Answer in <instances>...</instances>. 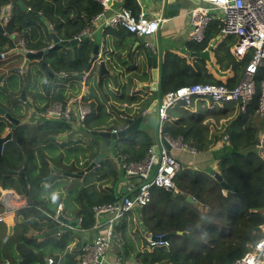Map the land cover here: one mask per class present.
Segmentation results:
<instances>
[{
	"label": "trees",
	"instance_id": "16d2710c",
	"mask_svg": "<svg viewBox=\"0 0 264 264\" xmlns=\"http://www.w3.org/2000/svg\"><path fill=\"white\" fill-rule=\"evenodd\" d=\"M60 1L22 0L30 9L26 12L14 0H0V15L3 6L13 4L4 31L8 34L24 31L26 34L25 46L28 49L36 51L46 49L50 45L51 36L43 21L45 19L53 20L52 15L59 13L61 10ZM92 5L94 8L90 12L89 18L102 10L99 2L95 1ZM124 7L130 8L134 12L139 9L135 0H126ZM220 28L219 19L212 21L205 31L204 40L197 43V50H204L215 36L221 34ZM57 29L59 32L65 31L64 39H71L82 31L83 26H78L73 30L67 27H57ZM6 44H8V38L5 34L0 33V52ZM92 47L93 40L86 37L80 42L76 56L74 52L69 54L66 52L64 55L49 52L45 55V59L50 60V57L53 56L51 65L55 72L62 70L68 75L79 73L86 69ZM218 52L219 50L216 51V60L220 64V69L228 71L226 81L214 79L205 72L191 83H217L229 87L237 84L248 57L237 61L231 55L229 48L224 51L222 56ZM178 75L177 69L173 71L172 75H163L161 95L181 86V83L177 82L172 85L167 83L169 78L174 80ZM76 77L71 75L65 79ZM3 95L4 93L0 89V98ZM33 96L37 97L38 94ZM68 98L64 87H59L51 95L46 96L49 105L54 101L66 103ZM257 98L258 84L256 93L252 100L246 104L244 112L235 103L223 104L218 109L213 106L212 108L206 107L205 103H203V107L199 104L200 108H205L203 113L196 112L192 107L185 108L180 104L179 107L172 106L169 109L168 119L162 125L163 132L172 138H179L183 144L194 148L198 153L210 152L213 162L216 163L214 171L218 172L231 188L223 189L210 172L211 168L207 170H178L173 179L175 184L173 190L153 187L150 202L144 207L136 209L137 218L144 226L145 233L150 235L170 234L167 239L169 245L154 248L151 251L137 252L135 257L140 264H233L248 252L259 239V229L264 223V161L257 155L256 147L259 137L264 133V118H260L255 113ZM8 100L10 99L8 98ZM85 101L83 98V103ZM145 108L146 105L138 108L135 116L140 115ZM118 113L123 114L124 112ZM92 114L90 112L83 122L88 130L106 129L110 131L111 125L123 126L126 123V120L119 115L117 116L119 123H108L107 120L101 119L99 114L94 117ZM210 118H215V122L209 120ZM221 119L224 121L219 123ZM7 124L8 121L4 118L0 119V135L5 131ZM64 125V123L58 122L33 127L35 130H31L27 125L17 128L13 132L10 149L0 155V160L6 163L7 160L14 157L17 163L14 167H21L23 154L19 149L20 145L17 144H25L23 138L25 133L30 130L32 132H46V130L58 132L65 129ZM85 135L90 137L94 143L90 142L81 150V154L86 159L83 166H87L101 150V145L94 141L101 137ZM103 140H106L107 143L110 142V139ZM115 141L119 150V152L117 151L118 155L123 156L125 161L141 160L146 155L148 148L154 144L149 132L141 127L132 134L113 142ZM50 149L52 153H56L55 156H62L59 148ZM27 156L25 183L29 187L24 186L22 181H20L21 187H16L13 176L4 171L1 162L0 182L4 188L13 187L21 194L25 193L27 188L29 194L33 196V186L51 178L46 160L53 162V158L49 155H41L40 165L36 167L35 165L31 166L33 154L30 152ZM68 166H63L64 171L70 172ZM111 166L108 160L102 161L91 172L94 171L95 174L101 176L104 174L105 177L111 175L116 178L119 173L116 168ZM88 191L87 188H83L79 193L87 194ZM101 194L99 198L93 200L91 206L84 209L81 219L82 228L88 229L95 223L91 211L92 205L116 201L110 188ZM187 196H191L195 202L187 201ZM38 206V201L32 197V203L28 206V210L20 213V221L17 224L20 230L14 239L13 249L19 254H25L26 264H43L42 250L46 246L60 251L71 241L67 232L60 237L52 235L43 239H35L33 235L28 236L30 231L45 233L56 226L55 221L45 217L40 210L37 211ZM125 227L124 223L116 225L121 236L124 235ZM127 243L124 238L119 243L121 245L119 249L122 248L119 254L124 257L128 255L125 248ZM76 263L77 260L72 256H68L64 262V264Z\"/></svg>",
	"mask_w": 264,
	"mask_h": 264
},
{
	"label": "crops",
	"instance_id": "0c3cea01",
	"mask_svg": "<svg viewBox=\"0 0 264 264\" xmlns=\"http://www.w3.org/2000/svg\"><path fill=\"white\" fill-rule=\"evenodd\" d=\"M95 1L98 2L97 0H61V10H59V13H54L52 15L53 20L45 19L43 24L49 33L45 24L46 22L51 31L60 39H64L65 31L61 30V32H59L57 27H67L73 30L78 26H83V29L77 36L84 38L89 37L93 40V44L95 38L103 39L104 49L101 52L102 56L100 60H105L106 68L110 74L102 77L103 79H99L98 75L100 69L98 64H96L83 77L68 78L67 80L65 79L52 84H50L51 82H49L48 77L44 75L37 91L32 89V84H30V82L24 84L19 77V82L10 90L11 93L5 94L0 98V106L9 111L13 117L20 120V124L12 129V123L0 115V119L4 118L8 121L5 131L0 135V139L3 140L0 146V155H2L5 150L10 149L13 139L12 135L17 128L27 125L33 130V127L36 128L45 124L50 125V123L56 124L62 122L65 124V129L58 132H52L51 130H46V132H32L30 130L25 133L23 135L25 144H17L20 145L19 149L22 150L21 152L23 154V164L21 167H14L17 165L14 157H11L6 163L0 160L3 169V166H5L10 170L23 172L24 181L26 180L25 168L28 161L27 154H30V152L33 154L31 166H39L41 155L45 154L53 158V162L46 160L49 169V163L54 164L57 168H60L63 171V166L69 165L70 172L68 173H77L86 167L83 166L86 159L81 154V150L88 146L90 142H93V140L88 136L84 137L85 133L79 130L81 126L85 127V125L76 124L75 122L69 123L56 115L53 117V115L48 116L45 114L46 110L53 103L58 102L54 101L49 105L46 96L48 94L51 95L59 87H64L66 95L69 96L68 100L72 98H80L83 103L84 98L86 101L83 104L90 108L93 117L99 114L100 118L107 120L108 123H119L117 118L118 115L126 121L128 119L134 120L141 117L139 129L141 127V129L147 130L155 141L156 114H148L146 113V109L150 102L158 97V94L157 92L146 89L145 86L149 85L152 81L151 57L157 55L158 47L156 46L154 52L145 46L146 42L161 45L160 89L163 75H172L175 69L179 71V75L174 80L169 78V80H167L168 85H172L176 82L181 83V86L189 85L196 77L203 75L205 72L217 80L226 81L228 78V71L220 69V64L216 60V51L219 50L218 54H221L220 56H222L224 51L227 48L230 50L231 47L227 46L226 43L229 42L231 45L234 38L222 34L215 36L209 43V45L213 43L212 49L209 53L210 60L192 55L193 52H201L197 50L196 47L198 44L196 42L187 40V32L190 28L187 12L196 5L194 2L190 3L185 1L180 9H167L165 16L161 17V7L160 9L154 7L151 3L152 0H135L136 4H141L142 8L147 11L150 10L152 16L164 19L160 24L158 32L154 35L136 36L121 28H111L106 24L104 19H100L95 24H92L91 20L97 14L91 18H89V14L94 8L92 3ZM125 1L126 0L111 1L107 14L110 15L115 10L124 7ZM5 7L6 6H3L1 8V14L3 12L6 13L7 9L5 11ZM12 7L13 4H10V11L12 10ZM0 22L5 27V23L1 20ZM11 35H15L14 42L18 48L24 47L26 50L36 51L34 49H28L25 46L26 34H24V31L9 34V36ZM28 35L31 37L30 34ZM52 44L53 41L51 38L50 45ZM79 45L80 43L77 45V49ZM9 48L8 38V44L3 47V50L0 53L7 52ZM206 48H204V50ZM66 52L69 54L72 53L73 50L68 49ZM57 73L65 74L62 70L56 72V74ZM22 89H24L26 100L32 103L34 112H36V115L33 117H31L32 111L30 108L26 106L23 100L18 99ZM34 94H38V96L34 97ZM8 98L10 100L7 101ZM15 105L21 106L22 109L15 108ZM144 105H146V108L142 113L135 116L137 113L136 110ZM118 112L124 113L120 114ZM126 125L127 123L123 126L111 125L112 129L110 131L119 130ZM102 130L107 131L106 129ZM75 135H79V137L75 138ZM71 139H73V142ZM99 140L101 141L98 142V144L101 145V150L98 152V155L102 156L100 163L108 160L112 165L111 167L116 168L119 173L116 178H113L111 175L105 177L104 174L101 176L100 174H95L94 171H90V173H86L82 177H69L51 171L50 169L51 178L47 181L35 184L33 186V196L28 192L31 203L32 197L39 203L37 211L40 210V212L55 216L62 215L68 220H77L78 222V226H72L71 230L62 231L60 234L56 235L57 237H60L67 232L71 241L60 251L51 248L53 252L50 255H45L43 252V264H47L48 258L53 260L52 264H64L68 256H72L78 263L83 254L81 250L82 246L91 243L97 234H100L105 230V216H101L98 222L94 216V225L88 229L82 228L81 219L84 215V209L91 206L93 200H95L94 198L97 197V194L101 196V193L106 192L109 188L114 198H117L118 195L123 193L130 195L136 188L138 180L124 175L121 165L126 161L123 159V156L120 157L118 155L119 150L116 145L117 142L110 140V142L107 143L106 140L101 138H99ZM54 147L60 149V154H62L61 157L58 155L55 156L54 154L56 153L51 152L52 150L50 148ZM170 152L175 157L178 163V170L180 171L207 170L208 168H211L212 171L216 169V163L213 162L210 152L192 153L184 148H171ZM92 160H94V158ZM100 163L96 167H98ZM10 175L13 176L14 185L18 188L21 187L20 181L22 180L17 175ZM83 188L89 190L87 194L79 193ZM6 195L12 197V203L16 206V209L6 214L4 221L0 223V264H2L1 256H3L9 264H19L21 261V253L19 254L13 249L14 239L18 236L20 230L17 227L21 217L20 213L28 210V206L30 205L27 202L25 193L21 194L13 189V187L4 188L0 182V213L3 212L5 208V202L3 199ZM59 205H61V209L57 212ZM136 209L137 208L133 209L117 223V225L120 223L125 224L124 235L121 236L120 239H115L110 242L101 264H113L114 260L117 258H122V264H140L136 260V253L146 250L151 251V249H147L144 245L147 246L146 238L153 235L145 233L144 226L137 218ZM34 234L39 233L30 231L28 236ZM123 238L128 242L125 244V248L128 252L126 257L119 254L120 251H122V248L121 250L119 249L121 246L119 243ZM107 253L108 255L106 256Z\"/></svg>",
	"mask_w": 264,
	"mask_h": 264
},
{
	"label": "built area",
	"instance_id": "2783aa9c",
	"mask_svg": "<svg viewBox=\"0 0 264 264\" xmlns=\"http://www.w3.org/2000/svg\"><path fill=\"white\" fill-rule=\"evenodd\" d=\"M97 1L101 4L102 10L91 20L92 24L104 19L111 28H121L136 36H152L158 32L160 24L164 20L152 16L150 10H145L138 3L137 12L127 7H121L108 15L109 4L113 0ZM5 11L6 13L3 12L0 16L3 23H6L10 17V4L6 5ZM187 14L190 23L187 32L188 41L201 43L204 40L207 27L217 19L221 23V34L235 37V41L230 47L231 55L237 61L248 57L240 79L233 87L225 84L197 82L180 86L160 96L156 113L154 144L148 148L146 155L141 160L126 161L121 165L126 177L134 176L138 180L136 188L131 195H125L114 202L96 204L91 207L97 222L101 216L106 217L104 220L105 230L97 234L91 243L82 246L83 254L77 264L102 263L110 242L115 238H121V234L116 229L117 223L133 209L147 205L150 202L153 187L165 190L175 189L173 179L178 171V163L165 144L170 149L184 148L192 153L196 151L183 144L179 138H172L163 132V122L168 119V111L172 106L180 104L190 108L199 103L203 107V103L208 99L221 105L235 103L244 112L246 104L255 95L258 84L255 113L260 118H264V0H199V3L194 5ZM77 38L81 37L77 36ZM145 46L155 52L156 44L146 42ZM89 113L90 108L85 106L80 98L69 99L66 103L55 102L45 112L48 116L56 115L69 123L75 122L80 125H83ZM117 131L112 130L111 132L116 133ZM154 146L158 149L156 163L154 162L156 156ZM256 153L264 161V133L258 139ZM3 201L5 208L0 213V223L4 221L6 214L16 209L10 195H6ZM60 209L61 205L58 206L57 212ZM44 214L57 224L59 223L55 215L45 212ZM259 235V239L251 246L250 250L233 264H264V223L260 226ZM163 237L164 234L147 237V246L150 248L168 246L169 242ZM99 256L102 257L101 261H98ZM52 263L53 260L48 258L47 264ZM113 264H121V259H115Z\"/></svg>",
	"mask_w": 264,
	"mask_h": 264
},
{
	"label": "water",
	"instance_id": "95a60500",
	"mask_svg": "<svg viewBox=\"0 0 264 264\" xmlns=\"http://www.w3.org/2000/svg\"><path fill=\"white\" fill-rule=\"evenodd\" d=\"M17 5L23 10V11H29L30 9L20 0H14ZM194 2L195 4L199 3V0H152V4L157 9H160L161 7V17L165 16V12L167 9L174 8V9H180L183 2ZM48 31L50 33V36L52 38L53 44L48 46L46 49L43 50H37V51H30L26 50V48L21 47L18 48L16 46L15 35L9 36L8 33L4 31V26L0 22V33L5 34L7 38H9V50L5 53H0V89L2 90V93L10 94V90L14 88L18 82L19 77L22 80L24 84L27 82H30L31 87L34 91H37L39 88L40 81L42 77L45 75L48 77L49 82L56 83L60 82L62 80H65V78L68 76H77V77H83L86 73H88L94 65L98 64L99 66V79H103L102 77L108 76L110 72L106 68L105 60L101 59L102 56V50L104 49V43L103 39L101 38H95L94 44L91 51V56L88 62V65L86 69L79 73H72L71 75L68 74H61L54 71L51 61L54 59L53 56L49 59H45V55H47L49 52H53L58 55H64L68 49L73 50L74 55L76 56L77 51V45L84 40V37H81L80 39L76 36L71 39H60L54 32L51 31L48 24L45 22ZM212 45H209L205 50L201 52H193L192 55L196 57L205 58L206 60H210V50L212 49ZM158 47V53L157 55H153L151 57V83L147 86H145L146 89L151 90L153 92H157L158 97L153 99L150 104L148 105L146 109V113L148 114H156L157 108H158V101L161 96V90L159 88V82H160V59H161V45H156ZM50 61V62H49ZM43 75V76H42ZM102 81V80H101ZM18 99H21L25 102V104L30 108L32 111L31 117L36 115V112H34V108L31 102L26 100L24 89H22L20 96ZM0 115L5 117L8 121L12 123V129L20 124V120L13 117L9 111H7L4 107L0 106ZM55 117V115H53ZM141 122V117H138L134 120L128 119L126 121L127 125L124 128L119 129L116 133H113L111 131H105V130H88L84 126H81L79 128L80 131L84 132L87 135L91 136H98L103 139H110V140H117L119 138L128 136L139 129V125ZM3 140L0 139V146L2 144ZM166 148L170 150V147L165 144ZM154 153H155V159L154 162H157L158 158V149L156 146H154ZM102 159V156L97 155L94 160L90 161V163L83 169L80 170L77 173H68L63 171L60 168H57L54 164L49 163L51 171L64 174L69 177H82L84 174L89 173L92 171ZM5 171L17 175L24 183V186H27L24 181V175L23 172H17L15 170H10L7 167L3 166ZM214 178L219 181L220 186L223 189H230L231 187L225 182V180L222 178V176L215 172L214 170L211 171ZM135 178L134 176H128ZM25 195L28 204H31V199L28 194V189L25 190ZM126 193H123L121 195H118L116 199H120L121 197L125 196ZM187 201L189 202H195L194 199L191 196L186 197ZM56 219L59 221V223L54 226L52 229L48 230L45 233H39L34 234L33 237L35 239H43L52 235H58L62 231H69L71 230L72 226H78L77 220H68L62 215H57ZM170 234H165L163 239H168ZM21 261L19 264H26L25 254L21 253ZM102 257H98V261H101ZM2 264H9L5 260L3 256H1ZM46 263V261H45ZM164 264V263H160Z\"/></svg>",
	"mask_w": 264,
	"mask_h": 264
},
{
	"label": "rangeland",
	"instance_id": "374dc122",
	"mask_svg": "<svg viewBox=\"0 0 264 264\" xmlns=\"http://www.w3.org/2000/svg\"><path fill=\"white\" fill-rule=\"evenodd\" d=\"M228 37L234 38V41H235V37H232V36H228ZM234 41L231 43V45L234 43ZM226 44H227V46H231L229 42H227ZM225 48H226V47H225ZM42 79H43V78H42ZM42 79H41L40 82H42ZM204 103H205L206 107H209V108H212V106H213V108L218 109V108L221 106L220 103L212 102V101H210V100H208V99H206ZM178 105H179V104H175L174 107H179ZM26 106H27V105H26ZM15 108H17V109H22L21 106H17V105H15ZM192 109H195L196 112H198V113H203V112H205V108H200L199 104L194 105V107H193ZM209 120H212L213 122H215V118H210ZM222 121H224V120L221 119L219 123H221ZM74 137H75V138H78L79 135H75ZM84 137H87V136L84 135ZM70 138H71V136H70ZM71 141L73 142V139H71ZM94 141L101 142V141H100L99 139H97V138H96ZM77 196H78V195H77ZM99 196H100V195H97V197H95L94 199L99 198ZM69 199H73V198H69ZM91 199H92V198H91ZM144 246H145L147 249H151V250L154 249V248H150V247H148V246H146V245H144ZM42 251L44 252L45 255H50V254L53 252L52 249H51V247H48V246L45 247ZM107 255H108V253L106 254V256H107Z\"/></svg>",
	"mask_w": 264,
	"mask_h": 264
}]
</instances>
